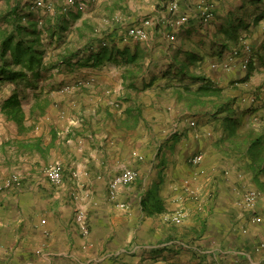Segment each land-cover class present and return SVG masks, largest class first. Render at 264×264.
Here are the masks:
<instances>
[{"label": "crops", "instance_id": "obj_1", "mask_svg": "<svg viewBox=\"0 0 264 264\" xmlns=\"http://www.w3.org/2000/svg\"><path fill=\"white\" fill-rule=\"evenodd\" d=\"M53 1L61 16L39 24L48 28L43 68L12 65L11 75H0V264H264V189L237 179L240 158L219 142L218 122L190 95L200 84L188 91L189 79L179 74L182 64L220 87L260 77L263 90L247 109L261 123L264 18L228 40L222 28L254 11H240L246 0H181L187 25H163L137 41L127 31L155 10L149 0H76L66 11L68 0ZM202 3L213 13L209 23L196 7ZM120 8L130 16L125 23L102 24L100 16L110 19ZM235 49L241 54L227 70ZM105 50L121 53L95 65ZM192 54L196 65L188 63ZM6 59L13 63L14 55ZM55 162L64 170L58 186L46 175ZM125 168L139 178L112 194ZM14 175L22 184L6 188ZM186 180L194 192L182 189ZM253 189L258 206L247 210L244 196ZM155 199L164 211L148 214L143 202ZM178 210L181 223L165 219Z\"/></svg>", "mask_w": 264, "mask_h": 264}, {"label": "trees", "instance_id": "obj_2", "mask_svg": "<svg viewBox=\"0 0 264 264\" xmlns=\"http://www.w3.org/2000/svg\"><path fill=\"white\" fill-rule=\"evenodd\" d=\"M262 6H264V0H246L240 11L245 13L244 11L251 7L254 8V11L243 15L238 21L230 20V23L222 28V33L226 35V39L236 40L240 30H248L250 26L259 23L264 18V7ZM36 13L29 10L25 17L20 8L15 7L7 15H4L3 21H5L6 27L5 29L0 27V55L3 61L0 75L5 76L7 72L6 76L11 75L13 72L8 69L12 65L30 72L43 68L41 33L46 27L44 25L40 28L39 24L41 25L43 20ZM16 38L18 41L14 45ZM8 51L14 55L13 63L6 59ZM120 53L121 50L118 52L101 51L98 53L95 65L108 61ZM187 58L190 60L188 63L196 65L193 54ZM133 59L135 60L136 57L134 56ZM179 74L189 79V85L186 86L188 91H191L189 89L192 85L200 84L194 93H188L194 97L193 102L202 104L201 110H204L206 115H210L218 122V130L221 133L219 142L231 154L240 158L243 170L236 172L237 179L243 184L252 182L259 189H264V121L259 123L255 120L253 117L255 111L248 110V105L242 103L243 96L252 93L259 95L263 87L254 86L249 90L242 91L239 89L232 90L230 89L233 87L232 84L230 86L232 81L226 87H220L205 76L193 73L190 68L182 64L179 66ZM203 103L205 104L203 105ZM143 207L148 214L164 211V203L160 199L153 200L150 206L143 202Z\"/></svg>", "mask_w": 264, "mask_h": 264}, {"label": "built area", "instance_id": "obj_3", "mask_svg": "<svg viewBox=\"0 0 264 264\" xmlns=\"http://www.w3.org/2000/svg\"><path fill=\"white\" fill-rule=\"evenodd\" d=\"M76 0H68L66 6L63 8L64 11H66L69 7L75 5ZM180 3L181 0H171L169 3H166L164 5L165 14L152 16L149 18H146L142 21L141 25L135 26L130 28L127 31V36L130 38H133L137 41H148L151 36V30H154L156 27L161 26L163 23L170 24L172 26L176 27H183L187 25L190 21V16L187 14H179L180 11ZM52 4H46L44 0H36L35 2V8H46L48 10H52ZM200 12L203 14V22L209 23L211 22L213 18V13L210 11L209 7H206L204 3L199 5ZM169 16H173V20H170L171 18ZM245 50L247 53V61L246 64L250 62V53L252 51V48L249 44L245 45ZM241 51L239 49H235L232 51V53L228 56L227 60L224 63V68L227 70H230L233 65L235 64V60L238 56H240ZM192 125H195L196 123L194 121L191 122ZM203 161V156L198 155L194 156L191 159V163L195 166H198ZM46 175L48 176L49 180L52 184L58 186L63 183L64 180V170L63 166L59 162H55L51 164L47 170ZM139 178V172L132 168H125L119 175H117L111 182L110 188L111 193L114 194L117 188L121 185H130L137 181ZM22 179L18 175H14L13 177L7 179L5 182V187L10 188L13 185H21ZM189 180H186L183 182V190L186 192H194L189 187ZM3 190V189H1ZM260 198V193L257 190H249L246 192L244 196V204L245 208L247 210H254L258 206ZM122 208H127V205L122 204ZM185 217V212L183 210L175 211L173 214L166 215V220H172L175 223H181ZM264 219L263 217H261ZM78 222L81 226L82 232L84 235H88L90 233L88 224H87V216L85 211H80L78 214Z\"/></svg>", "mask_w": 264, "mask_h": 264}, {"label": "rangeland", "instance_id": "obj_4", "mask_svg": "<svg viewBox=\"0 0 264 264\" xmlns=\"http://www.w3.org/2000/svg\"><path fill=\"white\" fill-rule=\"evenodd\" d=\"M103 1H105V0H103ZM121 1H125V0H121ZM133 1L137 4L138 2L143 1V0H133ZM165 1H167V0H149V2H148L149 8L150 9H154L155 8V10L153 12H151V14H149L147 16H143L142 19L144 20V19L152 17V16L165 14L166 13L165 10H164V4L165 3H163ZM35 2H36V0H0V24H2V27L3 28L6 27L5 21H3L4 20V15H7L11 11V9H13L15 7H17V8L19 7L20 10L23 12V14L25 16H26V14H28L29 10H31V9L35 10V12H37L36 14L38 15V17H41L44 23L50 22L52 18L54 19V18H57V17L61 16V13H60V10H59L60 6H58L53 0H49V1L48 0H44V2L46 4H48V5L52 4V6H53L52 10H48L46 8H35ZM90 2L88 4V6L90 4H92L91 0H90ZM162 3H163V5H162ZM98 4L100 5L101 3H98ZM30 5H31V9H30ZM96 7H97V5H95L94 9ZM196 7L198 8L199 5L196 4ZM262 7H264V6H262ZM149 8H148V10H149ZM90 12H91V10H90ZM179 14H181V12H179ZM110 17L111 18L108 19L109 18L108 15L100 16V19H102V21H101L102 24L105 25L106 22H108V23H112V24L115 23V24L120 25L121 23H125L127 21V18H129L130 16L125 11H123L122 8H120L117 12H114L112 14V16H110ZM169 17L171 18L170 20H173V16H169ZM190 20H191V18H190ZM41 25H42V23H41ZM163 25H168V24L163 23L161 26L156 27L153 31L161 30ZM170 26H172V25H170ZM243 30H245V29H243ZM258 78H260V77H255V79H257V80L252 85L246 84V82L245 81L242 82V80L241 81L240 80L239 81L238 80L232 81V83H230V86L232 84L233 87H230V89H232V90H238L239 89V91L240 90L242 91V90H249V88H252L254 86L263 87L262 86V82L259 81ZM258 81H259V83H258ZM257 97H258V95H256V93H252L251 95H248V96H243L242 103L244 105L245 104L248 105L251 101L254 103L255 101H257V99H256ZM206 102H209V100H206Z\"/></svg>", "mask_w": 264, "mask_h": 264}]
</instances>
